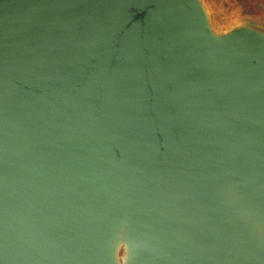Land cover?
Listing matches in <instances>:
<instances>
[{
  "label": "water",
  "instance_id": "1",
  "mask_svg": "<svg viewBox=\"0 0 264 264\" xmlns=\"http://www.w3.org/2000/svg\"><path fill=\"white\" fill-rule=\"evenodd\" d=\"M0 264H264V1L0 0Z\"/></svg>",
  "mask_w": 264,
  "mask_h": 264
},
{
  "label": "rangeland",
  "instance_id": "2",
  "mask_svg": "<svg viewBox=\"0 0 264 264\" xmlns=\"http://www.w3.org/2000/svg\"><path fill=\"white\" fill-rule=\"evenodd\" d=\"M220 24L253 10L258 0H211ZM264 1V0H263Z\"/></svg>",
  "mask_w": 264,
  "mask_h": 264
}]
</instances>
